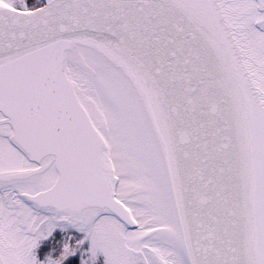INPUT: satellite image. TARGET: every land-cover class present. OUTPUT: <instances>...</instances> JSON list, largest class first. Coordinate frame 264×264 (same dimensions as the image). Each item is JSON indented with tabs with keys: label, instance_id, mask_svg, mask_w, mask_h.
I'll return each mask as SVG.
<instances>
[{
	"label": "snow or ice",
	"instance_id": "snow-or-ice-1",
	"mask_svg": "<svg viewBox=\"0 0 264 264\" xmlns=\"http://www.w3.org/2000/svg\"><path fill=\"white\" fill-rule=\"evenodd\" d=\"M0 264H264V0H0Z\"/></svg>",
	"mask_w": 264,
	"mask_h": 264
}]
</instances>
